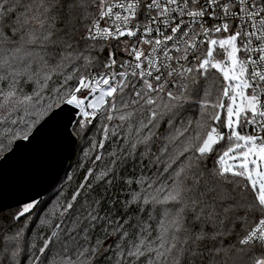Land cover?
<instances>
[{"label":"snow or ice","instance_id":"6c2138e0","mask_svg":"<svg viewBox=\"0 0 264 264\" xmlns=\"http://www.w3.org/2000/svg\"><path fill=\"white\" fill-rule=\"evenodd\" d=\"M98 116L118 146L0 212V264H264V0H0V168Z\"/></svg>","mask_w":264,"mask_h":264},{"label":"water","instance_id":"95a60500","mask_svg":"<svg viewBox=\"0 0 264 264\" xmlns=\"http://www.w3.org/2000/svg\"><path fill=\"white\" fill-rule=\"evenodd\" d=\"M37 143L35 150L19 153L0 168V212L37 193L39 198L45 196L65 171L76 138L64 132L54 144L46 135Z\"/></svg>","mask_w":264,"mask_h":264},{"label":"trees","instance_id":"16d2710c","mask_svg":"<svg viewBox=\"0 0 264 264\" xmlns=\"http://www.w3.org/2000/svg\"><path fill=\"white\" fill-rule=\"evenodd\" d=\"M93 11L95 12L96 10L94 9ZM85 23H90V21H85ZM110 46L115 49V51L117 52V57H119L121 54L119 49V43H117L116 41H111ZM107 52L108 47H106L104 52L102 53L105 59L107 58ZM219 58H223L222 53L220 54ZM216 75L222 81V77L219 76V74ZM82 95H86V93H83ZM105 123L109 122L103 117L98 116L92 124L86 125L83 130L77 128L73 132V135L76 138V144L74 146L71 156L68 159L65 171L58 179L56 184L52 187V189L45 196L39 198L41 201L47 202L49 210H51L59 203H62L65 198H69L71 196V194L78 188L79 184L83 181V178L87 174L88 169L92 168L97 172L100 170V168L103 166V162H96V164H93L92 161L95 159V155L102 153L105 157V160H107V153L111 152L118 146L117 142L109 140L106 141V147L103 150L93 147L94 142H98L102 138V125ZM111 123L115 124L118 123V121H112ZM222 145L223 147H221V145H218L217 147L222 150L226 149L228 146L226 141L222 142ZM93 183H95L94 180ZM97 191L103 192V189L98 188ZM120 198L123 199V193H120ZM81 199H83V197H81ZM16 208L17 206L5 209L1 212L4 215H8L11 212H14ZM32 227L33 234H36L40 231V226L38 222L32 225Z\"/></svg>","mask_w":264,"mask_h":264},{"label":"built area","instance_id":"2783aa9c","mask_svg":"<svg viewBox=\"0 0 264 264\" xmlns=\"http://www.w3.org/2000/svg\"><path fill=\"white\" fill-rule=\"evenodd\" d=\"M211 23V22H210ZM101 26L103 27V26H106V22L105 21H101ZM125 39H127V38H121V40H125ZM142 47H144V49H145V51H147V48H148V46H142ZM119 49H120V43H119ZM205 49H202V51H204ZM121 53V52H120ZM241 55H243V53H241ZM116 58H117V60H118V62L119 61H121V60H123V59H129V57L127 56V53L126 54H120V56L119 57H117L116 56ZM84 93H86L87 94V91H85ZM94 121V120H93Z\"/></svg>","mask_w":264,"mask_h":264},{"label":"rangeland","instance_id":"374dc122","mask_svg":"<svg viewBox=\"0 0 264 264\" xmlns=\"http://www.w3.org/2000/svg\"><path fill=\"white\" fill-rule=\"evenodd\" d=\"M124 48V44L123 43H120V52L122 53V54H126V52H123V51H121V49H123ZM222 77V76H221ZM223 79V78H222ZM87 95V94H86ZM225 115H226V113H225ZM223 150H225V149H222L221 150V153H222V151Z\"/></svg>","mask_w":264,"mask_h":264}]
</instances>
